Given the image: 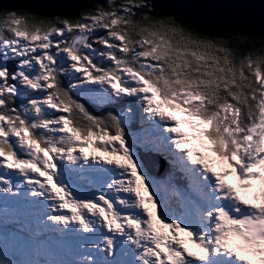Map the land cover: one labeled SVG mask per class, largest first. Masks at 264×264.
<instances>
[{"label": "snow or ice", "instance_id": "snow-or-ice-1", "mask_svg": "<svg viewBox=\"0 0 264 264\" xmlns=\"http://www.w3.org/2000/svg\"><path fill=\"white\" fill-rule=\"evenodd\" d=\"M21 10L0 17V264H264L256 38L155 18L151 0L48 24Z\"/></svg>", "mask_w": 264, "mask_h": 264}, {"label": "water", "instance_id": "water-1", "mask_svg": "<svg viewBox=\"0 0 264 264\" xmlns=\"http://www.w3.org/2000/svg\"><path fill=\"white\" fill-rule=\"evenodd\" d=\"M101 0H0L4 9L41 17L71 18ZM154 17L170 15L185 27L201 33L230 37H264V0H151Z\"/></svg>", "mask_w": 264, "mask_h": 264}, {"label": "trees", "instance_id": "trees-1", "mask_svg": "<svg viewBox=\"0 0 264 264\" xmlns=\"http://www.w3.org/2000/svg\"><path fill=\"white\" fill-rule=\"evenodd\" d=\"M95 7H96V4H95V6H94L93 8H91V9H89V10H85V11H83L82 13L78 14L76 17H71V18H63V17H58V16H56V17H41V16H38V15H36V14L27 13V12H25V11H18V15L26 16V17H30V18H32L34 21H38V22L43 23V24H48L49 22L55 21L57 18H60L61 20H62V19H68L69 21H74V20L79 19L80 17H82V16H84V15H86V14H89V13L94 12V11H95ZM6 15H7V12H1V13H0V17L6 16ZM155 18H156V17H155ZM171 18H172V16H169V15L164 16V17H161V18L158 17V19H164V20H170ZM196 31H197V30H196ZM245 36H247V37H249V38H252V37L249 36V35H232V36H230V37L233 38V39H235V38H237V37H239V38H243V37H245ZM255 38H256L257 43H256V45L253 47V51H254L255 53H258V54H264V51L261 50V46H260V43H259V41H260V39H261L262 37H255ZM97 111H101V110L98 109Z\"/></svg>", "mask_w": 264, "mask_h": 264}, {"label": "rangeland", "instance_id": "rangeland-1", "mask_svg": "<svg viewBox=\"0 0 264 264\" xmlns=\"http://www.w3.org/2000/svg\"><path fill=\"white\" fill-rule=\"evenodd\" d=\"M89 10V9H88ZM83 12V11H82ZM82 12H80V13H82ZM80 13H78V14H80ZM170 16V15H169ZM76 17V16H75ZM162 17H164V16H162ZM161 18V17H160ZM12 248H9L7 251H9V250H11Z\"/></svg>", "mask_w": 264, "mask_h": 264}]
</instances>
